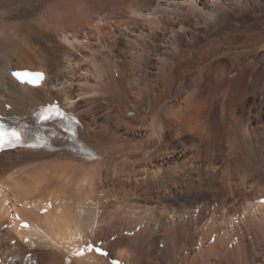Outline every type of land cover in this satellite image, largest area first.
<instances>
[{
  "label": "bare ground",
  "instance_id": "6f19581e",
  "mask_svg": "<svg viewBox=\"0 0 264 264\" xmlns=\"http://www.w3.org/2000/svg\"><path fill=\"white\" fill-rule=\"evenodd\" d=\"M237 2L0 0V113L57 99L97 154L0 152V264H264V132L243 117L264 68L225 26L255 8L264 45V0Z\"/></svg>",
  "mask_w": 264,
  "mask_h": 264
},
{
  "label": "rangeland",
  "instance_id": "374dc122",
  "mask_svg": "<svg viewBox=\"0 0 264 264\" xmlns=\"http://www.w3.org/2000/svg\"><path fill=\"white\" fill-rule=\"evenodd\" d=\"M203 1H206V0H203ZM228 2V5L230 6V8L234 9V4H237V0H226ZM251 1H255V0H251ZM240 3H242V0H239ZM234 12V11H232ZM236 14H231L232 15V20H230V23L226 24L225 26L229 29L227 31H229V34H231L232 36H235V38H238L237 40H239L237 43H233L236 47L237 50H239V53L238 51L234 54L236 56V58L234 60L237 61V58L239 56V59L238 61H231L229 59H226L227 57H224L223 55H220L218 56V58L220 57L221 58V61H220V58L218 61H220V64L222 66L220 67H223V65H225V67L227 68V71L229 72L228 75L231 77L232 75H234V72L235 70V65L236 63H240L241 61H243L245 64L251 66L252 63L254 64V67L256 66V68L258 69H263L264 68V45H259V44H252V40L250 41V38L251 36L255 35V31L257 30L258 28V25H261L263 24V22L259 21L258 19L260 18V14L258 13V11L255 9V8H247V10H245V12H235ZM262 14L264 15V9L262 11ZM241 17L242 19H237ZM257 17V18H256ZM257 19V20H255ZM253 20V21H252ZM238 22V23H237ZM257 23V25L255 24ZM252 24V25H251ZM246 25V26H244ZM257 26V27H256ZM243 27H248L247 30H244ZM260 28V27H259ZM254 29V30H253ZM226 30V29H224ZM247 31V32H244V31ZM250 31V32H249ZM243 36H242V34ZM255 33V34H254ZM219 34V35H218ZM216 34H212L211 35V38L212 36L215 37ZM223 35V32H218L217 33V37H222ZM240 36V38H239ZM247 36V37H246ZM250 36V37H249ZM201 37V38H200ZM199 37V41H203L205 38L204 36H200ZM203 37V38H202ZM246 37V38H245ZM210 36L207 37V39H211ZM219 39V38H218ZM206 40V38H205ZM246 40V42L244 43V41ZM242 42V43H241ZM255 42V41H254ZM251 43V44H250ZM243 44V45H242ZM234 45H230V48L232 49V47H234ZM251 45V46H250ZM246 46V47H245ZM238 53V54H237ZM240 54V55H239ZM191 55H194L193 52ZM224 59H223V58ZM213 59V58H212ZM229 60V61H228ZM234 62V63H233ZM236 62V63H235ZM256 62V63H254ZM232 63V64H231ZM219 64V65H220ZM231 65V66H230ZM234 65V66H233ZM233 66V68H232ZM232 68V69H231ZM250 68V67H249ZM233 70V71H232ZM264 70V69H263ZM232 71V72H231ZM218 72H215L217 73L218 75ZM77 76L76 73L72 72V77L75 78ZM261 79V78H260ZM264 78H262L263 80ZM262 80L260 81V83L262 82ZM252 79L249 81V83L251 84L252 83ZM264 82H262L263 84ZM264 86V84H263ZM262 88V87H260ZM258 89L254 95V92L252 93L249 92V90H247V101H246V104H248L247 106L250 107V109L253 111L252 116L251 114L248 115V114H243V117H244V121L247 120V118L251 117L252 118V122H251V128L252 130L255 132V134H261L264 132V87L262 89ZM249 92V93H248ZM239 106V109L241 107V104L238 105ZM257 111V112H256ZM131 113V112H129ZM245 115V116H244ZM248 116V117H247ZM251 120H248V123L250 122ZM250 124V123H249ZM175 162H173L174 164ZM120 193H123V192H120ZM176 201V200H175ZM12 211V210H10ZM198 211V209H197ZM199 213V212H198ZM2 234V232H0ZM1 236V235H0ZM10 264H15V262H11L10 261Z\"/></svg>",
  "mask_w": 264,
  "mask_h": 264
},
{
  "label": "snow or ice",
  "instance_id": "6c2138e0",
  "mask_svg": "<svg viewBox=\"0 0 264 264\" xmlns=\"http://www.w3.org/2000/svg\"><path fill=\"white\" fill-rule=\"evenodd\" d=\"M18 78H22L19 73H14ZM26 75H31L34 76L36 79H28L27 82L31 84L37 83L39 79H42V74L36 73V74H26ZM48 112V115H45L43 118L44 119H49L51 115L54 113L56 115H62V113L59 111L58 108H49L46 110ZM20 143V136L19 134L14 130L11 129L7 132L4 131L3 125H0V148L4 146H10L14 147L16 144ZM24 227H27L26 224L22 225ZM99 251V249H97ZM82 254V253H79ZM114 264H117V262H114Z\"/></svg>",
  "mask_w": 264,
  "mask_h": 264
}]
</instances>
